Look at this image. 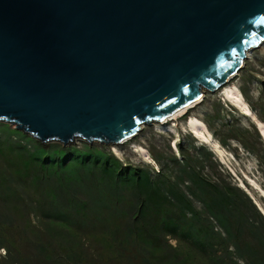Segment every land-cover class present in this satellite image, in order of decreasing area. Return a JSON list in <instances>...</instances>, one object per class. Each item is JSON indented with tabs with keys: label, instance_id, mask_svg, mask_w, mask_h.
I'll use <instances>...</instances> for the list:
<instances>
[{
	"label": "rangeland",
	"instance_id": "374dc122",
	"mask_svg": "<svg viewBox=\"0 0 264 264\" xmlns=\"http://www.w3.org/2000/svg\"><path fill=\"white\" fill-rule=\"evenodd\" d=\"M247 52L237 74L212 92L203 89L202 99L184 116L142 123L135 135L121 142L74 138L67 144L38 143L13 124L0 122V264H264L262 238L253 235L248 223L238 231L239 220L228 216L232 227L228 236L208 211L213 192L209 185L215 183L243 190L264 217V194L250 181L264 192V139L252 119L225 100L220 90L224 85L242 87L251 102L259 99L264 40ZM190 117L206 121L203 132L217 143L219 138L234 137L226 138L228 147L218 143L221 157L187 127ZM249 125L253 130L247 133L236 129ZM243 140L249 148L240 146ZM178 145L187 158L185 165L179 162ZM86 156L92 159L88 163L82 161ZM124 166L140 175L139 187L162 190L150 196L144 193L151 205L143 227L121 250L111 235L120 233L122 216L112 221L117 230L100 195L115 198L122 191L114 176ZM196 175L205 179L203 184ZM139 187L134 189L142 192ZM169 188L184 200L162 195ZM235 197L242 202L239 195ZM82 204L71 226L60 220L63 211ZM120 205L125 210L126 203Z\"/></svg>",
	"mask_w": 264,
	"mask_h": 264
},
{
	"label": "water",
	"instance_id": "95a60500",
	"mask_svg": "<svg viewBox=\"0 0 264 264\" xmlns=\"http://www.w3.org/2000/svg\"><path fill=\"white\" fill-rule=\"evenodd\" d=\"M263 40L264 0H0V122L117 143L218 89Z\"/></svg>",
	"mask_w": 264,
	"mask_h": 264
},
{
	"label": "trees",
	"instance_id": "16d2710c",
	"mask_svg": "<svg viewBox=\"0 0 264 264\" xmlns=\"http://www.w3.org/2000/svg\"><path fill=\"white\" fill-rule=\"evenodd\" d=\"M264 70V67L263 69ZM261 85L263 88L260 89L258 92L259 99L256 102H251V99L247 95V92L240 87L239 91L242 94L243 98L247 101L249 104V108L254 113L255 117L260 120L264 124V81H261ZM187 110L182 114L184 116L186 114ZM204 123L208 124L206 121ZM225 125L230 126L229 123H226ZM254 125V124H253ZM257 128V127H255ZM238 132L240 133H247L250 129L253 130V126L249 125L244 128H236ZM257 130V129H256ZM214 135V132H212ZM234 139L233 136L225 137L224 139H217L218 143L221 146L228 147L227 139ZM39 143V141H37ZM37 143V144H38ZM41 143V142H40ZM239 144L242 148H249V144L246 141H239ZM178 151L181 154V159H179L180 163L186 164L187 158L184 156L183 151L181 147L178 145ZM199 154L201 155V147L197 148ZM92 159H89V157H84L82 159L83 162L88 163ZM118 165V164H117ZM127 166H124V168H118L116 169L115 176H114V184L115 186L121 187L122 191L119 193H115V198L113 196L100 195V201L102 206L107 207L111 210L112 216L110 219V223L112 224L113 219H115L116 216H122V227L120 228V233L118 231L111 235V241L117 244V248L121 250H125V246L129 243H131L134 239L137 238V228L143 227L142 222L144 221V213L149 211V205H151L150 200H146V195L144 197V193L148 196L157 194L161 187L157 186H151L147 189L139 187L138 182L140 181V175L138 173H135L134 171L127 170ZM114 171V170H112ZM182 173V171H180ZM184 172V171H183ZM196 181L201 185L203 184V181L205 179L201 177L200 175H196ZM141 184V183H140ZM142 185V184H141ZM213 192L211 194V202L208 205V211L211 212L212 215H214L219 224L222 228H224L227 231V235L230 236V229L228 227L227 223V217L231 216L233 219L239 220L238 231L240 230L241 226L245 223H248L249 229L253 231V235H258L261 237V247H264V217L261 216L259 211L255 208L253 202L251 201V198L247 193H245L243 190L238 189L236 187H222L215 183L212 185H209ZM133 187V188H132ZM134 187H139L140 191L138 192ZM247 187V186H246ZM102 194V193H101ZM162 195L170 198L173 200L174 197L178 198V202L184 197L180 193H176L173 189H168L167 191H162ZM235 195H239V197L242 199V202L237 201L235 199ZM184 203L183 201H181ZM121 203H126L125 210L120 205ZM85 204H82L81 206L76 205V207H71V210L65 213H61L60 215L62 218L60 220H63L67 223V225L71 226L74 221L78 220L79 213L81 209L84 207ZM186 206V204L184 203ZM115 213H114V212ZM130 211V213L128 212ZM65 214V215H64ZM125 216V217H124ZM81 218V216H80ZM79 218V219H80ZM143 218V219H142ZM84 220H89L87 217ZM90 221V220H89ZM114 228L118 230V226H114ZM110 238V237H109ZM113 240H116L113 241ZM199 241V239L197 240ZM236 246V245H235ZM143 250L145 254H149V251L143 247ZM143 256V255H142Z\"/></svg>",
	"mask_w": 264,
	"mask_h": 264
},
{
	"label": "bare ground",
	"instance_id": "6f19581e",
	"mask_svg": "<svg viewBox=\"0 0 264 264\" xmlns=\"http://www.w3.org/2000/svg\"><path fill=\"white\" fill-rule=\"evenodd\" d=\"M247 54H248V52H247ZM220 90L222 91L221 95H222V97L225 100H229L235 106L241 108V110L252 119V121L254 122L255 126L257 127V129L259 130L261 136L264 139V124L255 117L254 113L249 108L248 104L244 100V98H243L242 94L240 93V91L233 85L232 86L231 85H224L223 88H221ZM201 94L203 95V92H201ZM200 98L202 99V97H200ZM201 99L196 100V102L191 104L188 108H190L193 105H195L196 103H198ZM186 109L182 108V109L174 112L167 119H171L175 115H179V114L184 113ZM162 122L163 121H161L160 123H162ZM186 122H187V127L191 130V132L194 133L197 137L203 139L205 142L210 143L212 145V147H213V150L221 157L222 149L219 147L218 143L215 140L212 139L211 134L208 131H206V133L203 132V130H206L205 124L200 119H197L195 117H190ZM126 139H123L121 141H124ZM250 181L256 188H258V190L261 193L264 194L263 190L260 187H258L255 182H253L251 179H250Z\"/></svg>",
	"mask_w": 264,
	"mask_h": 264
}]
</instances>
